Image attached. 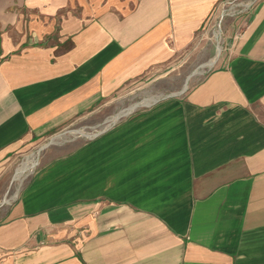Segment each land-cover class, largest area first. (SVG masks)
<instances>
[{
	"label": "crops",
	"instance_id": "0c3cea01",
	"mask_svg": "<svg viewBox=\"0 0 264 264\" xmlns=\"http://www.w3.org/2000/svg\"><path fill=\"white\" fill-rule=\"evenodd\" d=\"M238 1L0 0V264H264V0ZM192 50L212 67L184 92L92 117ZM82 111L85 145L8 198Z\"/></svg>",
	"mask_w": 264,
	"mask_h": 264
},
{
	"label": "rangeland",
	"instance_id": "374dc122",
	"mask_svg": "<svg viewBox=\"0 0 264 264\" xmlns=\"http://www.w3.org/2000/svg\"><path fill=\"white\" fill-rule=\"evenodd\" d=\"M242 1L246 2L247 0L238 1L239 4L243 3ZM260 3L261 0L259 3L257 2V4ZM223 9V13L220 12L221 14L219 19H217L215 27L211 28L208 32L209 38H211L212 41L202 46H196V50L200 48V50H204L203 52H208V48L213 49V52H216L214 56L215 59L219 58L228 47L227 41L225 42L224 39L221 40V35H224L222 34V26L224 23L230 22L231 25L235 23L240 15L237 14V10L241 9V6L237 7L225 4ZM235 31L237 35H242L240 29ZM219 48H221L220 52H218ZM194 51L195 50H192L191 54L182 55L169 66L154 70L151 74L129 83L121 92L114 96L110 109H100L99 113H96L92 117L97 121L101 120L104 116H116L120 112H124V109L127 110L134 104H137L134 110L144 107L147 104V99H158L167 95L180 93L185 88L188 77L201 65L209 62L201 58V56H196V51ZM211 67L212 66H205L201 68L203 73L191 76L187 83L188 87ZM79 115L80 118L78 120L65 126L61 132L55 136H50L37 142L29 152L17 158L15 168L9 178L11 185L8 198L17 197L19 193L27 187L35 174L46 164L45 156L50 154L51 160H56L69 156L75 150L85 145L88 140L86 137L87 135L83 136L82 134L79 136L78 134H81V131L85 133L91 132L92 130H88V125L92 123L91 121L93 119L92 117L88 118L84 111ZM111 119L109 121H111ZM76 131H78L77 134ZM42 146L46 147L41 149ZM32 158L37 159V165L32 169L26 170L21 177H17L18 169L23 167L25 162H29L30 159L32 160Z\"/></svg>",
	"mask_w": 264,
	"mask_h": 264
},
{
	"label": "bare ground",
	"instance_id": "6f19581e",
	"mask_svg": "<svg viewBox=\"0 0 264 264\" xmlns=\"http://www.w3.org/2000/svg\"><path fill=\"white\" fill-rule=\"evenodd\" d=\"M220 51H221V48H219L218 52H220ZM212 62H213V61H212ZM135 107H136V105H135ZM132 109H134V108H130V109L124 110V112L122 111L123 113L120 112L118 115H116L115 117H113V118L111 119V121H115L116 119H118V117H119L120 115L125 114V113H128V112L131 111ZM76 133H78V131H76ZM82 134H83V136H84V135H87V133L81 131V135H82ZM37 163H38V161H37V159H35V158H34V159L32 158V160L30 159L29 162H25L24 165H23V167H21V168L18 170L17 177H21V176L25 173L26 170H29V169L34 168V167L37 165Z\"/></svg>",
	"mask_w": 264,
	"mask_h": 264
},
{
	"label": "water",
	"instance_id": "95a60500",
	"mask_svg": "<svg viewBox=\"0 0 264 264\" xmlns=\"http://www.w3.org/2000/svg\"><path fill=\"white\" fill-rule=\"evenodd\" d=\"M213 63H214V62H210L209 65H213ZM197 72H198V71H195L193 74H196ZM199 72H200V71H199ZM199 72H198V73H199ZM193 74H192V75H193ZM192 75H190V76L188 77V79H187V83H188V81H189V79H190V77H191ZM187 83H186L185 88H184L180 93L184 92V91L188 88ZM172 95H177V94H171L170 96H172Z\"/></svg>",
	"mask_w": 264,
	"mask_h": 264
}]
</instances>
